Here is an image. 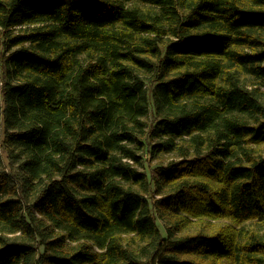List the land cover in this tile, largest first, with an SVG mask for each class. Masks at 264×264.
<instances>
[{
	"label": "trees",
	"instance_id": "1",
	"mask_svg": "<svg viewBox=\"0 0 264 264\" xmlns=\"http://www.w3.org/2000/svg\"><path fill=\"white\" fill-rule=\"evenodd\" d=\"M0 103V264H264V0H0Z\"/></svg>",
	"mask_w": 264,
	"mask_h": 264
},
{
	"label": "rangeland",
	"instance_id": "2",
	"mask_svg": "<svg viewBox=\"0 0 264 264\" xmlns=\"http://www.w3.org/2000/svg\"><path fill=\"white\" fill-rule=\"evenodd\" d=\"M1 107H2V105L0 103V113H1ZM2 125H3V122L1 120V114H0V140H1V137H2V131H3V128H2L3 126ZM165 158H169V155H166ZM6 166H7V160L4 157L3 167H6Z\"/></svg>",
	"mask_w": 264,
	"mask_h": 264
}]
</instances>
